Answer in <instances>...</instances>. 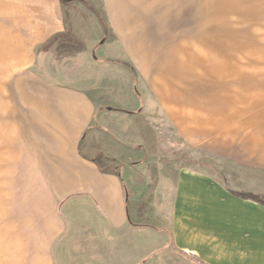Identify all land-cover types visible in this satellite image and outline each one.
Segmentation results:
<instances>
[{
	"label": "crops",
	"instance_id": "1",
	"mask_svg": "<svg viewBox=\"0 0 264 264\" xmlns=\"http://www.w3.org/2000/svg\"><path fill=\"white\" fill-rule=\"evenodd\" d=\"M222 1L0 0V79L9 68H36L14 86L43 138L29 163L39 175L22 182L27 194L0 195V264H66L74 233L93 264H142L167 243L206 264H264V201L207 173L159 166L158 191L168 206L160 216L137 210L148 195L149 117L132 87L118 86L110 70L116 56L98 48L110 27L210 25L197 21L211 18L221 7L209 4ZM73 36L85 57L108 64L114 76L107 84L54 65L58 44ZM85 68L76 67V75ZM179 113L168 117L181 134ZM12 129L0 125V160L13 153ZM229 143L222 138L216 150L207 149L234 158ZM259 147L246 149L240 164L264 170Z\"/></svg>",
	"mask_w": 264,
	"mask_h": 264
},
{
	"label": "rangeland",
	"instance_id": "2",
	"mask_svg": "<svg viewBox=\"0 0 264 264\" xmlns=\"http://www.w3.org/2000/svg\"><path fill=\"white\" fill-rule=\"evenodd\" d=\"M209 6L221 10L197 22L210 25L110 27L99 43L98 48L116 56L111 59L116 66L110 70L116 71L118 86H131L149 117L153 138L146 160L148 195L137 204V210L143 206L153 216H160L168 206L158 191L162 172L157 168L163 165L207 173L232 192L254 193L264 201V170L256 172L240 164L246 161L245 152L257 144L264 159V0H223ZM73 38L58 44L51 59L54 65L74 71L69 76L107 84L114 76L108 72V64L99 57H85L83 47ZM82 65L86 73L76 75V67ZM34 71V66L9 68L0 79V125L13 128L8 132V149L13 153L0 160V195L27 194L23 180L39 175L29 163L38 158L43 138L32 122L27 101L14 86L16 78ZM102 88L106 89L104 96L111 97L108 86ZM178 109L181 134L168 117V113L176 117ZM222 138L230 141L234 158L207 149L210 144L218 148ZM77 239L74 233L72 248L65 251L66 264H93L90 253L77 248ZM141 263L206 264L171 243L151 252Z\"/></svg>",
	"mask_w": 264,
	"mask_h": 264
}]
</instances>
